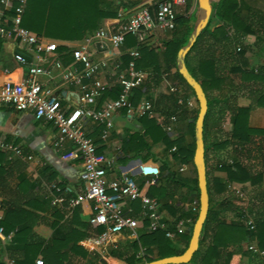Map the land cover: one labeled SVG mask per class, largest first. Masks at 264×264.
<instances>
[{
    "label": "crops",
    "instance_id": "crops-1",
    "mask_svg": "<svg viewBox=\"0 0 264 264\" xmlns=\"http://www.w3.org/2000/svg\"><path fill=\"white\" fill-rule=\"evenodd\" d=\"M10 1L13 6L14 1ZM113 1L119 3V0ZM158 1L162 0L146 1L144 4ZM237 2L244 18L253 20L249 9L257 10L264 17V0ZM124 8L121 6L119 11ZM198 12L197 0H186L184 5L176 6V18L187 19V24L191 27ZM11 19V8L0 2V86L7 81H21L29 67L38 65L46 73L37 75L36 79L47 85L60 98L61 104L69 108L76 105V95L79 92L78 86L65 75V69L73 64V49L85 47L92 59L104 61L105 65L98 77L107 84V89L113 87L119 91L118 77L127 71V65H123L121 57L145 42V46L154 47L159 56L156 62L160 69L165 70L167 65L162 58V51L165 49L164 43L171 39L174 30L155 26L144 41L136 40L134 46L126 48L123 44L117 49L101 41L97 31L87 34L81 40L67 41L37 36L26 30L39 40L38 44H29L18 35ZM121 22L122 17L117 14L114 18L104 19L100 30L115 32ZM219 25L222 22L212 10L209 29ZM175 27H180V24L177 23ZM240 40V46L221 48L216 56L223 67L224 77L219 82L223 86L221 91L217 88L209 92V96L219 101L213 103L211 118L204 131L207 145L204 160L209 185L208 209L212 218L209 227L201 229L199 239L204 246L207 245L212 235L211 228L218 220L223 221L224 224L217 231L219 241L229 242L226 249L239 251L240 254L238 259L233 257L230 264H260V258L247 249L251 240L257 245L256 237L245 236L237 225H245L244 219L239 216V210L247 212L246 216L252 220L264 217V27L257 28L255 33L245 34ZM45 44H51L52 49L45 50ZM229 53H233L230 59ZM15 54H20L23 62L16 61ZM56 63L61 66H55ZM153 67H143L145 75L152 73ZM175 72L176 56L174 65L162 72L158 84L137 103L147 99L152 105L149 116L162 124L166 120L163 113L171 112L174 107L173 103L167 102L154 109L156 97L176 96L177 102L181 100L184 106L167 118L166 124L170 122V117H175L167 135L170 139L182 135L185 141H189L186 124L191 123L194 113L197 114L198 104L191 91L174 76ZM83 82L87 83L89 80L83 79ZM114 95H117L115 91ZM227 96L234 99L238 107L248 109L247 125L253 132L250 140L241 145L231 138L233 124L222 100ZM107 99L112 98L107 95L103 101ZM99 100L97 98L95 101L96 107L103 103ZM221 110L224 118L214 120V116ZM112 119L113 126L105 139L100 137L101 124L88 120L83 127L97 151L113 160L106 170V182L118 178L122 171H127L136 178L147 195L152 187H161L164 198L149 196L160 202V211L166 223L163 231L171 242L172 250L184 251L198 213V188L192 161L181 163L178 158H173V148L168 150L163 142L152 144L148 151L124 152L123 144L129 135L134 132L141 134L143 127L138 117L127 116L124 109L117 110ZM56 136V129L50 123L36 119L31 111H17L10 106H0V264H13L14 257L24 259L20 250L29 244L31 246L27 259L31 257V264H35L38 258L44 264H127L125 258L133 253L132 242L138 239L140 233L149 232L146 228L147 221L139 223L136 235L127 231L112 233L104 242L90 250L85 239L98 234L89 223V218L94 213L93 205L89 201L71 203L83 190V167L79 160L66 161L61 158V153L70 144L65 141L62 148H58L54 143ZM16 148L20 149L19 154H15ZM234 160L246 165L256 181L254 184L229 182L226 167ZM152 177H156L155 182L147 184ZM130 205L132 214L138 216L141 211L140 202L135 200ZM6 209L13 211L7 219ZM177 220L183 221V232L168 234L175 231ZM12 223L14 227L4 233L3 224L8 228ZM114 248L123 250L121 257L111 254ZM135 257H144V247L136 251ZM147 257L151 258L150 261L157 259L153 254H147ZM144 261L143 259L142 262Z\"/></svg>",
    "mask_w": 264,
    "mask_h": 264
},
{
    "label": "trees",
    "instance_id": "trees-1",
    "mask_svg": "<svg viewBox=\"0 0 264 264\" xmlns=\"http://www.w3.org/2000/svg\"><path fill=\"white\" fill-rule=\"evenodd\" d=\"M13 1L14 8L17 5V0ZM139 3L140 0H119V3L113 0H26L19 26L41 37L67 41L81 40L87 34L98 31L104 19L116 17L121 6L126 9L136 6ZM212 9L214 10V15L222 22V25L210 30L209 19L207 26L197 36L184 59L187 70L200 83L207 99V112L203 121L204 158L205 149L207 148V145H205L206 139L204 131L208 120L211 118L212 105L215 101H219L217 98L209 96V92L217 88L221 91L223 86L219 84L224 76L222 75L223 67L220 65L218 57H216L217 53L221 48L227 49L231 46H240V38L242 36L248 33H255L257 28L264 27V17L257 10L249 9L254 21L248 17L244 18L241 16L237 0H218L216 3L212 4ZM11 14L13 15V9L11 10ZM177 23L180 24V27H175L171 39L164 43L165 49L162 51V58L167 65L165 70L160 69L156 62L159 56L154 51V47L145 46V42L138 44L137 51L139 55L137 58H132L128 52L121 57L123 65H128L130 61H133L134 69L136 70L144 71V69H142L143 67L154 66L152 73H148L139 87L132 90L130 96L132 105L137 103L144 94H148L151 89L158 84L161 80L162 72L168 70L170 65H174L178 49L186 44L192 27L187 24V19L183 17L176 18V24ZM123 44L126 48L134 46L136 44V38L132 34H127ZM232 57L233 53L228 56V59ZM174 76L194 95L192 89L185 83L179 73L175 72ZM114 91L118 94V89L113 87L103 91L98 97L100 99L99 102H102L107 95H110L112 99L116 98L117 95H114ZM230 98V96H227L222 100L224 106L228 109L233 124L231 138L241 145L250 140L253 130L247 125L248 109L238 107L234 99L231 100ZM167 102L173 103L174 110L163 113L164 116H166L164 123L158 124L148 113L138 117L143 127V132L141 134L134 132L129 135L127 141L123 144L124 152L133 150L137 153L140 152V150L148 151L152 144L163 142L168 150L174 148L172 152L173 158H178L181 163H189L192 161L195 148L194 121L196 113L193 114L191 123L186 124V131L189 133L190 140L185 141L182 135H178L175 139H170L165 130L167 118L174 115L177 110L182 109L184 102L178 103L174 95H158L155 100L154 109H157L159 105ZM221 112L222 110L219 111L218 115L214 116L213 119L222 120L224 115L223 113L221 114ZM217 142L218 144H222L220 141ZM226 170L228 180L231 183L240 184L249 182L254 184L256 182L246 165H243L237 160L229 164ZM207 190L209 195L208 184ZM149 195L157 196L158 198L165 197L161 187H152L148 192V196ZM10 212L13 211L6 209L5 219L8 218ZM246 213L245 211L239 210L240 218L245 219ZM211 218V211L208 209L206 219L202 226L203 230L209 227ZM253 223L255 226L254 232H251L244 223L237 225V228L241 229L243 234L247 237L251 238L255 236L257 239V246L264 249V217L253 218ZM222 224H224L223 221L218 220L214 227L211 228L212 235L207 245L204 246L202 240H198V249L193 254L190 262L193 264H230L233 257H236V259L239 258V251H228L226 249L229 242L222 243L219 241L217 231ZM2 227L4 233H7V231L14 227V224L12 223L8 228H5L3 224ZM94 231L100 233L102 228L95 227ZM81 236H84V234ZM30 246L29 244L22 247L20 254L24 259H17L14 257L13 264H31V257L29 256L27 259ZM131 247L133 253L128 258H125L127 264H138L141 263L143 259L145 261H150L151 258L147 257V254H153L154 257L158 259L180 254L183 251L172 250L171 242L169 238L166 237L163 230L140 233L138 239L132 242ZM140 247H144L143 258L135 257V253ZM122 253L123 250L119 248L111 250V254L118 257H121ZM42 262L44 264L43 260Z\"/></svg>",
    "mask_w": 264,
    "mask_h": 264
},
{
    "label": "built area",
    "instance_id": "built-area-1",
    "mask_svg": "<svg viewBox=\"0 0 264 264\" xmlns=\"http://www.w3.org/2000/svg\"><path fill=\"white\" fill-rule=\"evenodd\" d=\"M0 2L5 7L13 9L11 20L17 28L18 35L29 44H38L37 36L30 35L19 26L26 0H17L14 8L10 0H0ZM185 2L186 0H162L123 9L118 12L122 17L119 29L115 32L99 29L97 36L114 49L123 45L127 34H132L138 42H142L155 26L164 30L174 29L176 6L184 5ZM43 48L50 51L52 45L45 44ZM129 54L132 58H137L139 55L137 49L131 50ZM71 57L73 64L65 69V75L79 88L74 107L63 106L60 98L47 85L36 79L37 75L46 73V70L38 65L29 67L21 81L17 83L7 81L0 86V106H10L17 111H31L36 119L44 120L56 129L57 136L54 143L58 148H62L65 141L70 144L69 148L61 153V158L66 161L79 160L84 171L83 190L71 200V203L91 202L94 213L90 216L89 223L93 227L102 228L96 236L85 239L90 250L104 242L112 233L127 231L131 235H136L139 223L144 220L147 221L146 228L149 232L165 230L166 223L160 211L159 200L144 193L133 175L122 171L118 178L106 182V170L112 165L113 160L97 151L95 144L86 136L83 129L84 123L88 120L101 124L100 137L105 139L113 126L112 118L117 110L124 109L129 117L150 114L152 105L147 99H142L136 105L130 102L132 90L139 87L146 76L145 72L134 69L133 61H130L126 73H121L118 77L120 88L117 97L107 99L96 107V99L107 89V84L98 77L105 62L92 59L85 47L73 49ZM14 58L18 62H23L20 54H15ZM55 66L61 65L56 63ZM83 79L89 82L85 83ZM186 103L191 105L189 101ZM173 121H175L174 116L170 117V122L165 125L166 131H171ZM14 151L15 154L21 152L18 148ZM155 180L156 177H152L147 184H152ZM135 200H138L141 206L138 216L132 214L130 205ZM244 222L247 228L254 232L253 220L246 216ZM183 230V221L177 220L175 231L168 234L181 233ZM1 233L0 226V235ZM247 249L260 258V264H264V249L259 248L254 240L248 243ZM35 264H43L42 259H36Z\"/></svg>",
    "mask_w": 264,
    "mask_h": 264
},
{
    "label": "water",
    "instance_id": "water-1",
    "mask_svg": "<svg viewBox=\"0 0 264 264\" xmlns=\"http://www.w3.org/2000/svg\"><path fill=\"white\" fill-rule=\"evenodd\" d=\"M213 0H197L198 15L192 26L185 45L180 47L176 54L177 72L183 78L185 83L192 89L198 104V111L194 121V143L195 148L192 157V163L196 171V180L198 188V213L192 225L187 247L177 255L166 256L151 261H145L138 264H185L190 262L193 254L198 249V240L203 223L206 219L209 208V196L207 190L205 160H204V141H203V121L207 112V99L200 83L189 73L185 66V55L192 47L197 36L207 26L212 15Z\"/></svg>",
    "mask_w": 264,
    "mask_h": 264
},
{
    "label": "rangeland",
    "instance_id": "rangeland-1",
    "mask_svg": "<svg viewBox=\"0 0 264 264\" xmlns=\"http://www.w3.org/2000/svg\"><path fill=\"white\" fill-rule=\"evenodd\" d=\"M146 1H151V2H154L156 0H140V3L138 5H142L144 4ZM216 0H213V3L215 2Z\"/></svg>",
    "mask_w": 264,
    "mask_h": 264
}]
</instances>
